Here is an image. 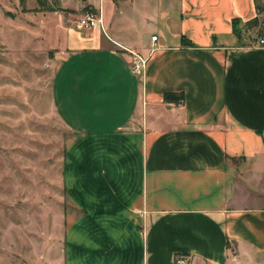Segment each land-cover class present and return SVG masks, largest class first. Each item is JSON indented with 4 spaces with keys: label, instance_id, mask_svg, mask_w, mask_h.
I'll use <instances>...</instances> for the list:
<instances>
[{
    "label": "crops",
    "instance_id": "obj_1",
    "mask_svg": "<svg viewBox=\"0 0 264 264\" xmlns=\"http://www.w3.org/2000/svg\"><path fill=\"white\" fill-rule=\"evenodd\" d=\"M56 2L36 13H63L67 26L89 7L102 18L93 27L77 18L83 33L50 51L77 211L66 215L64 263L263 257L264 42L251 44L257 33L247 40L243 28L260 18L258 0ZM132 51L146 58L138 73Z\"/></svg>",
    "mask_w": 264,
    "mask_h": 264
},
{
    "label": "rangeland",
    "instance_id": "obj_2",
    "mask_svg": "<svg viewBox=\"0 0 264 264\" xmlns=\"http://www.w3.org/2000/svg\"><path fill=\"white\" fill-rule=\"evenodd\" d=\"M258 3L262 17L264 0ZM39 6L0 0V264H65L66 215L77 212L63 178L71 131L51 101L50 51L63 36L83 33L76 19L84 11L67 26L63 13H36L46 11ZM250 28L251 41L261 33ZM243 264H264V256Z\"/></svg>",
    "mask_w": 264,
    "mask_h": 264
},
{
    "label": "built area",
    "instance_id": "obj_3",
    "mask_svg": "<svg viewBox=\"0 0 264 264\" xmlns=\"http://www.w3.org/2000/svg\"><path fill=\"white\" fill-rule=\"evenodd\" d=\"M78 24L83 27H93L101 24L102 18L100 12L95 9H87L81 13L77 19ZM157 35L152 34L151 39H156ZM264 42L262 36H257L251 44H259ZM146 58L141 54L132 51V59L130 63V70L132 72L138 73L143 70L145 66ZM174 264H190V257L186 253H177L175 255Z\"/></svg>",
    "mask_w": 264,
    "mask_h": 264
},
{
    "label": "trees",
    "instance_id": "obj_4",
    "mask_svg": "<svg viewBox=\"0 0 264 264\" xmlns=\"http://www.w3.org/2000/svg\"><path fill=\"white\" fill-rule=\"evenodd\" d=\"M39 2L42 4V0H39ZM52 8V7H50ZM89 9H93L91 7H89ZM257 9L259 10L260 12V8H259V5H257ZM252 21V22H251ZM234 22V21H233ZM239 22V21H235V26L233 27V31H235V33L239 32L240 28L239 27H236V23ZM243 28L244 27H247V26H253V25H257L259 24V28H258V32H260L261 34L263 33L264 31V15L262 17H253L249 20H247L245 23H243ZM164 97L165 99H171L173 97V93H164ZM181 97V95H180Z\"/></svg>",
    "mask_w": 264,
    "mask_h": 264
}]
</instances>
